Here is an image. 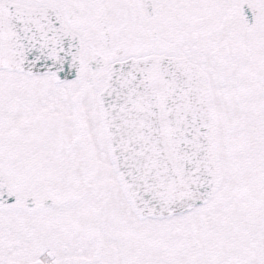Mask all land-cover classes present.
Masks as SVG:
<instances>
[{
  "label": "snow or ice",
  "instance_id": "1",
  "mask_svg": "<svg viewBox=\"0 0 264 264\" xmlns=\"http://www.w3.org/2000/svg\"><path fill=\"white\" fill-rule=\"evenodd\" d=\"M0 264H264V0H0Z\"/></svg>",
  "mask_w": 264,
  "mask_h": 264
}]
</instances>
